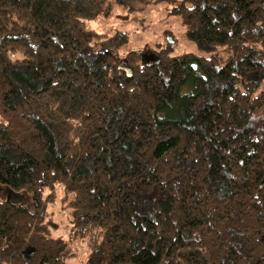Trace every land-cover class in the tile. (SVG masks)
I'll return each instance as SVG.
<instances>
[{"label": "trees", "instance_id": "16d2710c", "mask_svg": "<svg viewBox=\"0 0 264 264\" xmlns=\"http://www.w3.org/2000/svg\"><path fill=\"white\" fill-rule=\"evenodd\" d=\"M110 1L0 0V264H67L58 188L90 264H264V0H180L198 53L144 56Z\"/></svg>", "mask_w": 264, "mask_h": 264}, {"label": "rangeland", "instance_id": "374dc122", "mask_svg": "<svg viewBox=\"0 0 264 264\" xmlns=\"http://www.w3.org/2000/svg\"><path fill=\"white\" fill-rule=\"evenodd\" d=\"M179 1L111 0V14L91 21L88 25L104 35L118 32L126 34L127 40L119 49L121 55L131 50L140 51L143 56L154 54L168 45L173 55L198 53L194 43L185 34L181 18L171 13L173 6ZM168 37H171L172 42L168 41ZM63 197L62 190L58 188L56 202L47 207L49 216L59 226L57 230L52 231V236L65 240L69 254L67 264H90L85 241L73 236L69 208H62L66 203Z\"/></svg>", "mask_w": 264, "mask_h": 264}, {"label": "water", "instance_id": "95a60500", "mask_svg": "<svg viewBox=\"0 0 264 264\" xmlns=\"http://www.w3.org/2000/svg\"><path fill=\"white\" fill-rule=\"evenodd\" d=\"M168 41H169V42H172V39H171V37H168ZM193 67L195 68L196 66H195V65H193Z\"/></svg>", "mask_w": 264, "mask_h": 264}]
</instances>
